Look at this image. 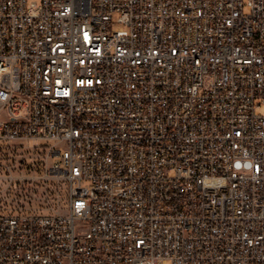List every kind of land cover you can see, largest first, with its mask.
Wrapping results in <instances>:
<instances>
[{"label":"built area","instance_id":"2783aa9c","mask_svg":"<svg viewBox=\"0 0 264 264\" xmlns=\"http://www.w3.org/2000/svg\"><path fill=\"white\" fill-rule=\"evenodd\" d=\"M261 107L264 0H0V264H264Z\"/></svg>","mask_w":264,"mask_h":264},{"label":"rangeland","instance_id":"374dc122","mask_svg":"<svg viewBox=\"0 0 264 264\" xmlns=\"http://www.w3.org/2000/svg\"><path fill=\"white\" fill-rule=\"evenodd\" d=\"M260 110L262 111V112H264V107H261L260 108ZM62 150H63V148H62ZM61 187H65V184L64 183H62L61 185H60ZM41 191H42V189H41ZM41 191L39 190L38 191V193L39 194H37L38 195V197H39V199L41 198ZM62 194H63V197L65 198V200L62 202V207L64 208V214H67V200H66V197H67V192L64 190L63 192H62Z\"/></svg>","mask_w":264,"mask_h":264},{"label":"bare ground","instance_id":"6f19581e","mask_svg":"<svg viewBox=\"0 0 264 264\" xmlns=\"http://www.w3.org/2000/svg\"><path fill=\"white\" fill-rule=\"evenodd\" d=\"M23 98V91H16L12 94V101H21Z\"/></svg>","mask_w":264,"mask_h":264}]
</instances>
